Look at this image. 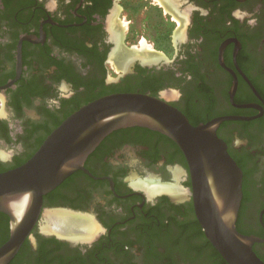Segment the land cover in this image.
Here are the masks:
<instances>
[{
  "label": "flooded vegetation",
  "instance_id": "obj_1",
  "mask_svg": "<svg viewBox=\"0 0 264 264\" xmlns=\"http://www.w3.org/2000/svg\"><path fill=\"white\" fill-rule=\"evenodd\" d=\"M135 29L161 40L173 31L175 55L138 51ZM113 94L168 101L194 126L235 118L217 135L243 173L237 230L256 239L264 262V0H0V174L30 160L73 113ZM192 191L172 139L116 130L44 197L39 222L0 264H228ZM51 213L89 229L46 232ZM11 236L0 212V251Z\"/></svg>",
  "mask_w": 264,
  "mask_h": 264
},
{
  "label": "water",
  "instance_id": "obj_2",
  "mask_svg": "<svg viewBox=\"0 0 264 264\" xmlns=\"http://www.w3.org/2000/svg\"><path fill=\"white\" fill-rule=\"evenodd\" d=\"M222 117L194 126L168 101L142 94H113L69 116L20 167L0 174V212L11 218L12 236L0 251L11 258L39 222L44 197L78 170L112 132L142 127L172 139L184 153L196 215L228 264H264L253 251L256 239L237 230L243 173L217 135Z\"/></svg>",
  "mask_w": 264,
  "mask_h": 264
},
{
  "label": "rangeland",
  "instance_id": "obj_3",
  "mask_svg": "<svg viewBox=\"0 0 264 264\" xmlns=\"http://www.w3.org/2000/svg\"><path fill=\"white\" fill-rule=\"evenodd\" d=\"M133 34L134 37H137L138 40L141 41L140 46L137 49L138 51H144V49H152L159 52L160 54L157 55L161 57H172L173 55H175L177 45L175 33L173 31L168 32L169 38L167 39L166 37L164 38L165 40L159 39L160 37H157L156 32L153 29L136 30L132 32V35ZM42 221L44 220L42 219ZM84 229L86 230V228Z\"/></svg>",
  "mask_w": 264,
  "mask_h": 264
},
{
  "label": "bare ground",
  "instance_id": "obj_4",
  "mask_svg": "<svg viewBox=\"0 0 264 264\" xmlns=\"http://www.w3.org/2000/svg\"><path fill=\"white\" fill-rule=\"evenodd\" d=\"M147 193L152 194L159 192L158 187L155 185L144 183L143 184ZM161 189V188H159ZM89 229L88 225L80 223L78 220H75L67 215L62 214H49L47 215V221L43 229L46 232H64V233H73L74 231H85Z\"/></svg>",
  "mask_w": 264,
  "mask_h": 264
},
{
  "label": "trees",
  "instance_id": "obj_5",
  "mask_svg": "<svg viewBox=\"0 0 264 264\" xmlns=\"http://www.w3.org/2000/svg\"><path fill=\"white\" fill-rule=\"evenodd\" d=\"M194 125H197V124H194Z\"/></svg>",
  "mask_w": 264,
  "mask_h": 264
},
{
  "label": "clouds",
  "instance_id": "obj_6",
  "mask_svg": "<svg viewBox=\"0 0 264 264\" xmlns=\"http://www.w3.org/2000/svg\"><path fill=\"white\" fill-rule=\"evenodd\" d=\"M254 23V22H253Z\"/></svg>",
  "mask_w": 264,
  "mask_h": 264
}]
</instances>
